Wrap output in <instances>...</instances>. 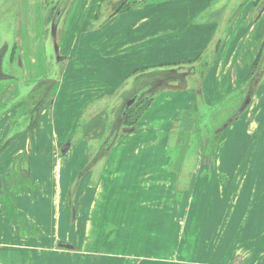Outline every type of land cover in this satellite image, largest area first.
Segmentation results:
<instances>
[{"label": "crops", "instance_id": "1", "mask_svg": "<svg viewBox=\"0 0 264 264\" xmlns=\"http://www.w3.org/2000/svg\"><path fill=\"white\" fill-rule=\"evenodd\" d=\"M101 1H98V5ZM123 3L126 8L111 13L99 29L92 32L93 29L89 26L91 34L86 33V43L87 50L91 51H81L77 54L64 51L63 55L70 56L69 62L76 65L68 66L65 70L59 82L60 89L50 102L48 110L45 108L42 111L38 126H34L35 121L32 126H28L29 121L25 119L21 125L14 127V115L8 116L10 111L0 117V264H35L36 247L51 249L56 244L54 239L68 238L69 230L65 229L68 215L62 209L68 207V193L80 168L78 156L83 148L72 144L65 154L62 149L76 131L77 115L82 112L85 103L98 96L114 93L125 83H130L129 87L126 86L129 89L134 74L147 68L184 67L194 61L199 64L207 59L205 55L216 35V23L197 20L210 13L214 5L213 0H123ZM244 5L232 19L227 35L223 39L219 37L218 42H213L215 46L209 57L211 66L208 70L201 69V73L195 76L196 82L203 90L206 104H219L230 91L244 86L264 54V11L259 15L264 5L258 12L253 8V4ZM97 10L95 8L90 16L76 18L81 22L87 20L89 25L93 24L99 16ZM72 11L73 8L69 10L68 16ZM78 39V35L74 34L72 44H78ZM11 41L14 44L16 40ZM24 49L27 52L15 54L20 58L18 66L23 72L33 74L36 72L33 63L36 62L27 64L25 57L36 58L40 55L30 53V46ZM32 49L34 50L33 46ZM9 50L11 51L12 47H9ZM58 51L59 46L56 52ZM83 55L84 59L91 58L90 69L79 68V60ZM26 64L30 68H27ZM171 89L173 93H184L188 90ZM169 92L170 90H163L158 94L170 96ZM163 102L164 98L156 97L153 118H166L164 116L168 115L169 107L174 105L173 100H165V105ZM61 103L68 105L65 112H62L64 108ZM177 105L176 102V114L179 110ZM69 106H75L74 109L80 111L73 112L74 109ZM251 119L260 121V129L264 131V109L261 113L251 116ZM11 131H16L17 137L11 144L3 147L4 140ZM143 141L135 148L141 147ZM156 143L157 140L150 141L142 148L156 146ZM119 149L123 150V154L126 153L127 158L133 157L129 155L132 148L120 146ZM113 153L114 149L110 151L106 161V191L102 192V198L97 194V202L92 203L91 224L86 226V229L84 226L81 228L92 233L100 227H105L109 259H122L120 261L127 264H133L129 261L138 264H143L142 261L155 264H264L262 155L256 166L262 170L256 172L251 183L252 189L248 196L250 206L248 209L243 208L245 204L241 193V198L236 204L241 207L238 209L240 211H237L239 214L230 218L231 224V219L237 218V221L232 240L228 243L227 234L231 224H226L225 209L224 213L212 212L211 216V210L206 211V204L200 203L201 197L206 195L201 192V186L204 185L202 179L206 177L193 176L188 182L190 173L185 170L191 166L185 169L183 164L177 171L172 170L174 167H170L169 171L167 163L163 160L146 161L147 152L142 153H147L144 157L141 154L136 156L139 158L137 161L127 158L118 160L119 155L115 157ZM117 170L122 171L123 177L129 178L128 181L122 178L125 182L124 184L121 181L122 187H119V179L112 180L109 176L110 172L117 173ZM164 174V177L170 180L164 185L171 183L170 187H166L172 189L171 194L156 196ZM144 176L154 182L151 187L133 183L132 180H142ZM24 177L31 185L40 187V190L37 197L33 196L30 187H23L20 193L12 194L14 208L20 211L17 214L25 215L27 227L37 225L41 228L42 243H38L34 235L25 238L19 236L15 224H10L11 215L7 213L8 206L4 203L6 200H2V195H8L7 192L10 191L7 186L18 185ZM101 178L104 179L101 176L99 181ZM183 182H187L189 188L181 197L176 186L181 188ZM112 184L114 188L122 190L111 192ZM94 188L98 193L99 186ZM43 191L44 194L41 195ZM80 191L81 188L75 194L74 221L71 220L73 224H70L76 231L79 227L78 219H82L85 201ZM150 197L155 203L160 202L162 197H168L169 201H163V204H166L165 209H162L159 203L149 204L148 207L146 203L144 207V198ZM219 199L226 205L227 198L224 195ZM179 202L180 207L175 208ZM96 211H99L100 220L103 219L100 224H93ZM115 248L128 251L116 255L110 252V249ZM147 249L153 250L152 255L156 250L167 251L171 258L148 259V254L144 251ZM131 254L134 256H128ZM95 259H98V256Z\"/></svg>", "mask_w": 264, "mask_h": 264}, {"label": "rangeland", "instance_id": "2", "mask_svg": "<svg viewBox=\"0 0 264 264\" xmlns=\"http://www.w3.org/2000/svg\"><path fill=\"white\" fill-rule=\"evenodd\" d=\"M52 1L53 0H0V55L2 54L4 56L0 64L2 65V73L8 76L6 82L0 81V113L2 112L5 114L10 111V115L8 116L14 115V127L17 126L21 118V115H18L16 111L17 107L21 108L16 105V103L21 100H23L22 103L26 104L25 108L28 110L26 111L24 108L21 109V111L25 113L33 112L35 121L34 126L39 125L42 111L45 108L48 110L50 102L55 98L58 89H60L59 82L65 70L68 66L76 65L73 64V62H69L68 57L70 56L66 57L63 55L64 51H71L75 54L81 51H84V53L91 51L87 50L88 43H86V33L88 35L91 34L89 26L93 29L91 30L92 32L99 29L100 25H98V19H96L93 24L89 25L87 20L81 22L76 17L90 16L95 8L97 10L98 7L97 12L100 16L106 13L111 14L118 12L121 10L120 8L122 5H124L122 10L126 8L123 0H102L99 5V0H58L60 3H55V0L54 2ZM213 1L214 5L210 13L208 15L206 13L205 16L197 20L216 23V35L214 39H212V45L205 55L207 59L199 63L201 65V67H199L200 70L205 68L208 70L211 66L209 57L212 55L213 46H215L213 42L219 37V39H223L227 35V29L230 27L233 21L232 19L237 11L245 6L244 4L248 5L250 3V5L253 4V8L258 12L261 2V0ZM71 8H73V11L70 13V16H68V12ZM263 11L264 8L259 12V15H261ZM53 24H55L57 28L56 38L52 35ZM74 34L78 35L79 38L78 44L76 45L72 44V37ZM12 39L16 40L14 44L13 41H11ZM218 41L219 40H217V42ZM55 43L59 46L58 52H56ZM84 43L87 45L83 48L82 46ZM29 46L31 49L29 51L30 53L34 55L38 53L40 55L36 58L25 57V63L27 64H29V62L33 63V61L36 62L35 64L33 63L34 69L36 70L33 74L28 72L25 73L20 70L21 68L18 66V59L20 60V58L12 54H18L21 51L27 52L24 47L26 48ZM9 47H12V51L9 50ZM57 56L63 57L62 60H58ZM90 63L91 58L86 57L84 59L83 55L79 60L78 66L79 68L87 70L90 69ZM26 67L30 68L29 65ZM169 68L170 67L167 66L152 67L134 74L135 76L131 79L130 89L147 78V75H156L166 70L179 68H182L181 70L184 71V69H188L189 67L175 66V68ZM140 77L142 78L137 79ZM13 79L14 81L18 80L19 87H15L11 84ZM194 80H196V78H194ZM186 81L189 87V79H187V76ZM249 82L250 81L247 80L244 86L230 91L219 104H206L207 101L203 95L202 88L195 83L197 88H192L190 90L188 88V90H186L187 92L184 93H173L172 89H167L170 90V96L158 93L152 94L140 101L137 106L131 109L130 113L124 114L123 117L126 119L122 130L118 132H115L116 124L119 115L122 113V107L124 106V94L127 91L126 86L129 87L130 83H125L123 87L116 90L114 93L98 96L90 102L85 103L81 110L82 112L77 115L78 126L76 131H74L73 135H71L68 140L70 142V147L72 144H76V146L79 145L83 148L81 150V155L78 156L80 157V168L75 174V181L68 193L69 199L66 201L68 207H63L62 209V211H66L65 214L67 213L68 215L66 216L67 224L65 226V229L69 230L68 238L61 240L54 239L56 244H54L51 249L36 247L34 251L35 264H127L122 263L120 261L122 259L111 260L108 258L107 253L109 249L107 247V232L105 227H100L99 230L93 231L92 233L81 229L83 226L86 229V226L91 224V206L92 203L97 202V194L102 198V192L105 193L106 191L105 179L106 172L108 171L105 167L108 154L114 149L113 155L115 157L119 155L117 157L118 160L127 158L126 153L123 154V150L119 149L120 146H128L129 149L132 148L129 155L133 157H131V159L127 158V160L137 161L139 158L136 156L141 154V156L144 157L148 153L146 161L163 160L167 163L169 171L170 167H174L172 170L177 171L179 166L183 164L185 169L191 166L188 170H185L186 173H190L188 182L193 176H195V178H199V176L206 177L202 179L204 185L201 186V192H205L206 195H204L205 198L201 197L202 201L200 203L202 205L206 204V211L209 212L211 210L209 212L211 216L212 212H214V214L224 213L223 210L225 209L227 214L226 224H231L230 218L239 214L237 211H240L238 209L241 208L238 205L236 206L241 198V193H243L242 198L245 204L243 208H249L250 202L248 196L252 189V179L256 176V172L260 170L258 167L256 168V166H258L261 155L263 156L262 160H264V131L260 129L262 126L260 121L256 122V119L255 121L251 119V116L261 113L264 109V79L260 82L256 90L257 97L253 99L252 107H249L245 112L242 121L240 123L234 122V124L225 131H219L221 126L229 118L233 117L237 109L240 108ZM185 89H187V87ZM174 90L183 91L184 89ZM19 93H21L20 96ZM96 94L98 95V92ZM18 96L19 98L17 99ZM156 97L161 99L164 98V105L165 100L174 101L173 107H169L168 115L164 116L166 118H163V121L152 117ZM176 97H178V99H176ZM186 98L187 100H185ZM136 99L138 100V98ZM176 102L179 107L177 114L175 113ZM61 104L64 108L62 112H65V108L68 105L64 103ZM5 106L6 109L4 110ZM69 107L75 108V106ZM78 111L80 110H73V112ZM20 122H22V120ZM206 125L208 126L211 138L206 148H204L202 139L206 131ZM132 129H134L132 131L133 133L130 132ZM112 136L113 138L110 140ZM16 137V131H11L4 140L3 147L11 144ZM105 140H110V149L108 151H103ZM149 140L151 142L157 140L155 144L157 147L148 145L149 147L142 148V146L149 144ZM140 141L141 143L143 141L142 146L135 148L140 145ZM143 152L147 153L142 155ZM99 154L103 157H99L98 162H94ZM208 158L215 159L213 167L207 168L201 164L203 159ZM262 166H264L263 163ZM153 170L154 169H150V171ZM85 172H87V174H85ZM112 172H110L111 175L109 176L112 180H114V178L120 180L119 187H122V183L125 184V180H129L128 177H123L121 170L120 172L117 170V173ZM101 176L104 177V179L101 178L99 181ZM162 176L164 177L165 174ZM146 178L147 176H144L142 179L143 181L139 178L132 181L134 184L141 183L144 187L149 188L154 182ZM121 181L123 182L121 183ZM168 182H170V180L167 177H164V179L160 181V183H162L161 188L156 191V196L160 194L164 196L169 194L170 196L172 189L166 187H170L171 183H169V185H164L168 184ZM96 185L99 186L98 193L97 189L94 188ZM157 185L159 184L157 183ZM7 187L10 191L7 192L8 195H2V200H6L4 203L6 202L5 204L8 206L7 213L11 215L10 219L13 222L10 221V224H15L17 228L16 232L20 237L22 236L25 238L34 235L37 242L42 243L41 228L37 225L33 227L29 225L27 227V219L25 215L17 214L20 213V211L14 208L15 201L14 197H12V194L16 195L20 193L23 187H30L33 196L37 197V192L40 190V187L36 184L31 185L25 177L20 179L18 185L12 184ZM79 188H81L80 193L84 195L85 201L82 207V219H78L79 227L77 229L78 231H76L70 224H73L74 221V199ZM188 188L189 184L187 182H183L181 188H179V185L176 186V190L179 192L178 195L181 196L182 193H186ZM116 189L120 188H114V184H112L111 192ZM43 194L44 191L41 195ZM221 195L227 198L226 205L219 199ZM245 198L247 201H245ZM163 201H169L168 197L167 199L162 197L160 198V202H158L162 209H165L166 204H163ZM146 203L148 205H146ZM158 203H155V200L151 199V197L144 198L143 200L144 207L145 205L148 207L150 206L149 204L157 205ZM177 206L180 207V202L178 205H175V208ZM100 219L101 216L99 211H96L93 224L96 222L100 224L103 220ZM231 220H233V222L227 234L228 243L232 240L237 218ZM64 243L73 244L76 250L67 251V249L61 246ZM124 251L128 250L110 249V252L116 253V255L122 254ZM144 251L148 254V259L163 258L165 260H170L171 258V255L167 254V251L164 250H156L153 255L151 254L153 250L147 249ZM96 256H98V259H95ZM128 256L133 257L134 255L131 254ZM129 262L138 264L137 262L134 263V261ZM145 262L147 264H155L147 261ZM145 262L142 261L143 264Z\"/></svg>", "mask_w": 264, "mask_h": 264}, {"label": "flooded vegetation", "instance_id": "3", "mask_svg": "<svg viewBox=\"0 0 264 264\" xmlns=\"http://www.w3.org/2000/svg\"><path fill=\"white\" fill-rule=\"evenodd\" d=\"M263 1V5H264V0H261V2ZM4 56L1 54L0 55V63H1V60H2V58H3ZM61 60H62V58H60ZM262 59V58H261ZM200 62H202V61H200ZM260 62H261V60H259V62H258V64L256 65V67H255V69H254V71H253V73H251L250 75H249V77H248V80L250 81L251 79H252V77L255 75V73L257 72V69H258V66H259V64H260ZM195 63V64H194ZM193 64H186L185 66H188L189 68L188 69H184V71L183 70H181L182 68H179L178 69V72H181V71H183V72H181V73H177V74H172L171 75V77H172V79H174V80H176V82H174V83H172L174 86H175V88H177V87H179V86H177L176 84L178 83V82H180L181 80H182V78H183V80H185L186 81V76H187V79H189V87H188V83H187V81H186V87H187V89L189 88V90L190 89H192V88H197L196 86H195V84H197L198 86H200L199 84H198V82H196V80H194V78H195V76L196 75H198L199 73H201V71H200V64H198L197 62H194ZM172 68H175V67H170L169 69H172ZM166 71H169V70H166ZM165 71V72H166ZM185 72V73H184ZM169 76V74H167V75H165L164 76V74L162 73V74H156V75H153V74H150V75H147V78H145V79H143V81H141V82H143V83H150V82H152V81H157V80H160V79H162V81H164L165 83L167 82V79L165 80L164 79V77L165 78H167ZM144 77V76H143ZM6 78H8V76L7 75H5V74H3L2 73V65L0 64V81H2V82H6L7 81V79ZM193 78V79H192ZM263 79H264V77H263ZM262 79V80H263ZM16 80V79H15ZM193 80V81H192ZM141 82H139L138 84H137V86H139V85H141ZM195 83V84H194ZM11 84H13L15 87H19V85H18V80H16V81H14V79L12 80V82H11ZM136 86V87H137ZM201 87V86H200ZM148 87H146V88H144V89H141L140 91H139V94H137V95H133L132 96V93H130V94H127L128 93V91H129V89H127V91H126V93L124 94L125 95V102H124V106L122 107V113L119 115V117H118V121H117V123L120 125V130H122V127H123V125H124V122H125V119H124V114L125 113H130L131 112V109H133L135 106H137L138 104L136 103V101H137V99L136 98H138L139 97V95H140V93L141 92H143V91H145L146 89H147ZM17 89V88H16ZM140 88L139 87H137V88H135V90H139ZM165 90H167V89H165ZM156 93H158V92H156ZM20 94L21 93H19V96H20ZM245 94H246V92H245ZM245 94H244V97H245ZM19 96L17 97V99L19 98ZM149 96H151V94L149 95ZM148 97V96H147ZM255 97H257V95H256V93H255V95H254V98ZM253 98V99H254ZM132 99H134V101H133V103L129 106V102L132 100ZM146 99V98H145ZM253 99H252V101H253ZM23 102V100H21V101H19L18 103H16V105L17 106H19V107H21V108H16L17 110V114L18 115H21V118H20V120L18 121V123H17V125H21L20 123H22V122H20L21 120L23 121V120H25V119H27L28 121H29V123H28V126H32L33 125V122H34V113L33 112H27V113H25V112H23V111H21V109H24L25 107H26V104L25 103H22ZM137 105H136V104ZM251 104H252V102H251ZM16 105H14V106H16ZM251 106V105H250ZM249 106V107H250ZM192 107V106H191ZM249 107H248V109H249ZM14 108V107H13ZM6 109V106H5V108H4V110ZM121 109V108H120ZM239 109V108H238ZM238 109H237V111H238ZM247 109V110H248ZM25 110L26 111H28L27 110V108H25ZM246 110V111H247ZM2 111V110H1ZM237 111H236V113H235V115L233 116V117H231V118H229L228 120H230V119H233L234 121L232 122V124H234V122L235 123H240L241 121H242V118H243V115L245 114V112L242 114V115H240L239 116V119L238 120H235L236 118H238V114H237ZM196 113V112H195ZM6 114V113H5ZM123 114V115H122ZM197 114V113H196ZM4 115V113H0V117L1 116H3ZM120 118H122L124 121H123V123L121 122V119ZM227 120V121H228ZM226 121V122H227ZM225 122V123H226ZM224 123V124H225ZM223 124V125H224ZM231 124V125H232ZM142 125V124H141ZM222 125V126H223ZM230 125V126H231ZM221 126V127H222ZM229 126V127H230ZM119 130V131H120ZM225 131V130H224ZM215 135H216V133H215ZM113 138V136L112 137H110V140ZM211 138V135L209 134V131H208V126L206 125V131L204 132V135H203V139H202V142H203V147L204 148H206V145L208 144V141H209V139ZM110 140L109 141H107V140H105V141H107V142H105V146H103V151H108L107 150V148H108V146H109V143H110ZM214 161H215V159H213V158H208V159H203V161H202V163L201 164H203L204 166H206L207 168L209 167H213V165H214ZM200 164V165H201ZM85 174H87V172H85ZM205 175V174H204Z\"/></svg>", "mask_w": 264, "mask_h": 264}, {"label": "water", "instance_id": "4", "mask_svg": "<svg viewBox=\"0 0 264 264\" xmlns=\"http://www.w3.org/2000/svg\"><path fill=\"white\" fill-rule=\"evenodd\" d=\"M262 5H263V1L260 2L259 4V8H258V11H260V9L262 8ZM56 25L53 24V28H52V35L53 37L55 38L56 37ZM55 49L56 51L58 50V44L55 43ZM61 57H58V60H60ZM167 72V73H166ZM166 72H162L165 75L169 74V76L167 78L164 77V79L166 80L167 79V82L165 83L164 81H162V79L160 80H157V81H152L150 83H143L141 82V85H139L138 87L140 88L139 90H135L136 88V85L130 89L128 91L127 94H130L132 93V96L133 95H137L139 94V91L141 89H144L146 87H148L145 91L141 92L139 97H138V100L136 101V103L138 104L140 101L144 100L147 96H149L150 94H155L156 92H160V91H163L165 89H171V88H174V89H181V88H185L187 85H186V81L185 80H181L180 82H178L176 85L179 86L177 88H175V86L172 84L174 82H176V80L172 79L171 75L173 73L177 74L178 73V69H172V70H169V71H166ZM160 73V74H162ZM264 77V54L262 56V59H261V62L258 66V69H257V72L255 73V75L252 77V79L250 80L248 86L246 87V94H245V97H244V100L240 106V108L238 109L237 111V114H238V118H236L235 120H238L239 119V116L242 115L247 109L248 107L251 105V102H252V99L254 98V95L256 93V90L260 84V82L262 81ZM142 77L140 78H137V79H141ZM134 99H132L130 102H129V106L133 103ZM135 103V104H136ZM136 104V105H137ZM121 119V122L123 123V119ZM125 119V118H124ZM234 120L233 119H230L228 120L222 127L219 131H224L226 130L233 122ZM119 123V122H118ZM116 124V131L115 132H118L120 130V125L119 124ZM134 129L130 130V132H132ZM107 142V141H105ZM104 142V143H105ZM70 148V142L68 141L64 146H63V149H62V152L65 154ZM110 149V146H108L107 150ZM99 157H103L102 155H98L97 158L94 160V162H98L99 160ZM63 248L67 249V250H74L75 247L74 245L70 244V243H64L61 245Z\"/></svg>", "mask_w": 264, "mask_h": 264}, {"label": "trees", "instance_id": "5", "mask_svg": "<svg viewBox=\"0 0 264 264\" xmlns=\"http://www.w3.org/2000/svg\"><path fill=\"white\" fill-rule=\"evenodd\" d=\"M52 2H54V0L52 1ZM55 3H60V1H58V0H55ZM123 6L124 5H122L121 6V10H122V8H123ZM110 17V14H108V13H106V14H104L103 16H98V22H99V24L98 25H102L103 23H105V21L108 19ZM12 51V50H11ZM13 55H15L14 53H12ZM149 97V96H148ZM134 125V124H133Z\"/></svg>", "mask_w": 264, "mask_h": 264}]
</instances>
